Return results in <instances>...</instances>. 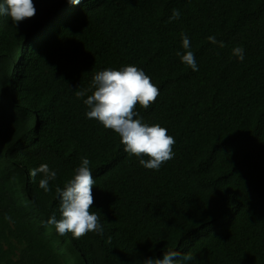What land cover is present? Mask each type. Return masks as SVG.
<instances>
[{"label":"trees","instance_id":"trees-1","mask_svg":"<svg viewBox=\"0 0 264 264\" xmlns=\"http://www.w3.org/2000/svg\"><path fill=\"white\" fill-rule=\"evenodd\" d=\"M33 3L16 26L0 16V264H142L169 250L180 264H264V0ZM184 34L198 71L176 55ZM129 65L160 91L139 118L176 141L159 171L86 117L94 89L75 95ZM85 156L104 231L61 237L42 222L61 218L55 188ZM41 164L57 172L48 193L29 175Z\"/></svg>","mask_w":264,"mask_h":264},{"label":"clouds","instance_id":"clouds-1","mask_svg":"<svg viewBox=\"0 0 264 264\" xmlns=\"http://www.w3.org/2000/svg\"><path fill=\"white\" fill-rule=\"evenodd\" d=\"M68 2L75 5L81 0ZM35 15L33 0H3V3H0V16H9L15 26ZM180 16L179 9H173L169 21L178 20ZM207 39L212 44L225 47L224 42L217 41L215 36H209ZM182 47L184 53L177 52L176 55L180 56L181 62L193 71H198L187 34L182 36ZM232 55L243 62L245 49L236 46L232 49ZM91 89H94L92 94L83 100L88 108L86 117L98 121L105 129L118 134L124 151L129 156H135L140 165L146 169L159 171L163 164L175 157L174 137L160 124L150 126L144 123L136 111L137 105L145 110L149 109L160 94L159 88L152 83L144 70L133 65L122 67L120 70L107 68L95 74L88 89L78 90L75 95L78 99L85 97ZM90 164L89 158L81 157V163L74 170V176L67 180L63 187L57 185L55 188L61 218L57 220L56 214L53 213L42 223L45 227L54 226L56 233L61 237L68 233H71L74 239H81L90 232L103 234L100 213L92 211L94 203L92 189L96 181ZM29 175L32 178L42 176L39 187L45 193L51 191L49 182L57 179V172L50 169L48 164L31 169ZM5 219L10 220L11 217L5 216ZM178 257L179 252L169 250L164 252L162 258H148L142 264H180ZM181 259L193 261L195 257L191 253H186Z\"/></svg>","mask_w":264,"mask_h":264}]
</instances>
